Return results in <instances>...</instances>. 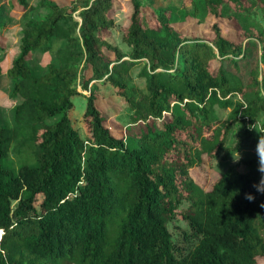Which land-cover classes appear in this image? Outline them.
<instances>
[{
	"label": "trees",
	"instance_id": "1",
	"mask_svg": "<svg viewBox=\"0 0 264 264\" xmlns=\"http://www.w3.org/2000/svg\"><path fill=\"white\" fill-rule=\"evenodd\" d=\"M17 2L11 120L0 104V264H256L257 151L207 185L191 169L255 145L257 125L264 133V28L251 16L257 7L264 17V0H130L126 53L103 35L114 0ZM9 4L0 0V34ZM209 15L235 28L214 20L206 37L176 27ZM33 51L51 55L39 72ZM139 63L144 88L131 81ZM100 82L131 111L121 134L105 123Z\"/></svg>",
	"mask_w": 264,
	"mask_h": 264
},
{
	"label": "rangeland",
	"instance_id": "2",
	"mask_svg": "<svg viewBox=\"0 0 264 264\" xmlns=\"http://www.w3.org/2000/svg\"><path fill=\"white\" fill-rule=\"evenodd\" d=\"M9 7L6 16L9 17L5 29L0 34V64L2 68V75L0 77V104L4 116L10 118L12 113V106L18 101V99L10 96V89L12 87V79L6 74L7 69L10 67L12 59L19 53L20 50V35L21 28L19 25V18L15 17L20 14V6L17 0H8ZM29 4L35 5L38 0H27ZM61 4H69L70 0H56ZM176 0H154V5H166ZM11 5V10H10ZM147 13L150 12V8L147 6L144 8ZM131 11L130 0H114V7L111 10V14L114 16L115 24L110 29H104L103 35L114 45H116L123 52H127L130 48L122 39V27L126 23V17ZM76 13V12H75ZM14 15V16H11ZM11 16V17H10ZM252 18L259 22L260 26L264 28V17L261 9L254 7L251 12ZM214 20H219L222 27L225 30H233L235 28V22L228 18L207 16L202 22H198L195 17H187L184 21L176 23V27L189 34H200L206 37H210L213 34L211 24ZM127 55H125L126 57ZM51 59V55L47 52L33 51L30 55V63L32 67L39 72L46 63ZM142 67V63H139L131 68V81L133 84L140 88H144L145 79L139 74ZM84 93H88V90H83ZM100 107L104 110L107 116L106 124L115 134H121L129 120L130 109L125 105L122 99L114 92L113 87L109 83L100 82ZM75 104L74 119L76 126L80 133L83 134V127L80 122V116L85 108L86 99L83 95H78L73 99ZM257 141L255 145H245L238 149L230 151L226 157H222V153L217 155L210 162L205 163L199 168H192L191 174L200 184L207 185L211 180L218 177L221 172H224L231 164H238L239 169L244 170L246 168L245 160L252 156L256 150L257 145L264 133L261 132L259 125L256 126ZM239 160H236V159ZM175 224H182V221L171 222L169 227L173 230V237L178 235L176 232ZM175 231V233H174ZM2 230H0V237ZM256 264H264V256L259 257Z\"/></svg>",
	"mask_w": 264,
	"mask_h": 264
},
{
	"label": "clouds",
	"instance_id": "3",
	"mask_svg": "<svg viewBox=\"0 0 264 264\" xmlns=\"http://www.w3.org/2000/svg\"><path fill=\"white\" fill-rule=\"evenodd\" d=\"M256 151L258 157V172L261 173V178L257 184L253 185V187L256 189V191L264 193V136L261 137L257 145ZM245 198L248 199L249 201L255 199V197L251 194H246Z\"/></svg>",
	"mask_w": 264,
	"mask_h": 264
}]
</instances>
